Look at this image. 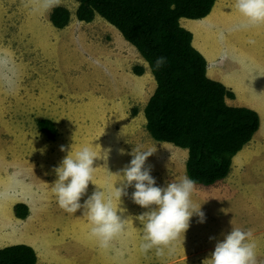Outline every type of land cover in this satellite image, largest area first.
Returning <instances> with one entry per match:
<instances>
[{"label":"rangeland","instance_id":"374dc122","mask_svg":"<svg viewBox=\"0 0 264 264\" xmlns=\"http://www.w3.org/2000/svg\"><path fill=\"white\" fill-rule=\"evenodd\" d=\"M60 5L67 7L71 13L69 24L61 30L53 27L49 21L50 11H34L28 0H0V54L7 53L11 57L14 69V84L11 87L0 79V187L11 189L19 177V168L28 170V160L41 172L48 171L45 176L49 181V189L41 190L47 196L48 203L45 208L42 207L44 214L40 220L45 222L48 219L52 227L58 228L59 237L69 244V238L72 241L75 239L70 234L66 235V229L72 230L82 220L89 221L86 220L84 207L75 213L68 212L60 207L53 192L57 179L54 169L69 152L74 156L84 146L98 151L93 165L95 183V178L102 182L107 176L98 171L100 165H105L104 172L117 168L115 182L122 176L124 157L121 152L117 154V150L123 149L128 158H131L129 153L136 146L153 151L147 160L156 167L151 175L157 177L158 181L162 175L160 166L171 164L170 157L177 154V150L184 154L186 150L171 143L153 140L145 129L142 108L153 92L155 83L146 62L137 51H128L121 44L110 42L105 27L107 24L114 27L100 16L90 23L78 21L74 17V0H61ZM232 17L234 25L220 30L225 41L229 39L231 48L240 46L247 60L252 59L253 52L254 55L260 54L263 62L264 49L261 46L264 45V24L257 35L240 12ZM137 65L144 67L141 76L132 71V67ZM112 105L113 109L109 111ZM258 106L264 108V103ZM39 118L52 120L56 128L53 139L37 129L36 120ZM61 145L65 151L60 150ZM258 148L262 149L256 156L253 155V149ZM106 149L111 152L105 156ZM246 152L252 153L243 164L244 159L241 158ZM183 153L179 156L181 165ZM236 154L222 179L224 182L238 181L241 187L234 188L232 183L221 186L225 188L220 189V193L225 191L231 195L222 201L221 206L216 205L222 207L223 211L215 212V204L207 205V210L203 205L200 208L204 214L207 213L209 231L213 229L208 224L212 214L230 216V220L235 216L234 223L241 222L237 210L245 199H252L254 211L247 212L245 217L256 231L251 239L256 244L257 264H264V142L255 143L251 138ZM15 160L20 161L17 172L12 168ZM242 172L246 175L239 179ZM94 183L89 182L87 192L81 197L82 201L97 190L103 191L106 199L111 196L105 188ZM134 190L131 186L126 189L131 202ZM140 207L135 204L137 211ZM199 226L205 228L199 222V217L193 215L188 229L195 231ZM178 240L187 242L189 236L185 232ZM191 251L194 252L193 249ZM194 258L195 254L190 260Z\"/></svg>","mask_w":264,"mask_h":264},{"label":"crops","instance_id":"0c3cea01","mask_svg":"<svg viewBox=\"0 0 264 264\" xmlns=\"http://www.w3.org/2000/svg\"><path fill=\"white\" fill-rule=\"evenodd\" d=\"M238 13L239 11L235 7V0H216L211 11L206 16L198 19L181 17L179 23L191 32L192 45L205 58L207 64L206 75L213 80L221 82L234 93L233 98H226V103L233 106H245L258 113L259 127L252 137V142L260 143L264 142V110L261 111L264 108L258 106L260 103H264V67L262 68L264 61L262 62L260 59V54L254 55L253 52L252 59L247 60L245 58L246 53L244 54L241 51L240 46H232L231 48L229 39L225 41V36L220 31L230 25L233 26L234 21L237 23L235 16L234 21L232 16L238 15ZM226 23L229 24L225 25ZM261 25L249 26L253 30L255 29L258 35ZM105 32L108 34L110 42L121 44L128 51L134 49L121 39V34L118 30L108 24L105 27ZM261 48L264 49V45ZM112 109L113 105L110 106L109 111H112ZM261 149H253L255 151H253V155L256 156ZM96 152L98 154V151ZM108 152L111 151L106 149L105 156ZM119 152L117 150V154ZM176 153L170 157L171 164L165 167L159 165L162 169V175L159 176L160 181L153 176L158 186H166L168 182L179 180L186 176L184 167L186 153L184 154L180 150H177ZM182 153L184 158L181 165L179 156ZM251 153L246 152L244 157L241 158V160L244 159L243 164L249 159ZM173 156L178 158H173ZM123 157L122 163L127 166L132 156L128 158L127 154H123ZM5 162L9 163L8 161ZM28 163V170L25 171L18 167L20 161L15 160L12 168L15 172H17V168L21 170L18 172L19 177L15 179L14 186L11 189L0 187V248L17 243L30 245L34 249L37 261L40 264H203L204 260L209 258L214 250V243L216 244L217 241L223 240L224 236L232 230V227H238L245 231L251 230L252 236L256 232L251 223L246 221L245 217L247 212L254 211V203L252 199H245L242 207L237 210L239 217L242 218L241 222L234 223L235 216L230 220V216L212 214L208 224L213 229L207 231L206 213V219L203 222L205 228L201 229L199 226V229L195 231L187 229L186 233L189 236V240L181 243L180 240L176 239L172 243L173 251L171 254L165 249L163 256H157L155 248L145 253L140 248L144 237L143 224L137 217L148 209L140 207L137 211L135 208L136 203L131 202L127 195H123L120 201L117 199L115 201L114 188L122 187L124 177L123 175L120 176L118 181L115 182L117 168L109 165L114 167V169L104 172L105 165H100L98 166V171L105 173L107 176L104 177L102 182L95 178V184L101 185L109 192L108 195L112 196V203L115 201L114 207L119 208L118 214L125 220V228L120 235L113 239L110 246L105 249L101 248L98 240L91 236L90 222L82 220L80 223H76L72 230L66 229V235L70 234L75 239L74 245V241L70 238L68 244L67 240H62L59 237L58 228L52 227L48 223V219L45 222L40 220L44 214V212L42 213V207L44 206L45 208L48 203L47 196L41 193V190L49 189V181L47 176H45L48 171L43 173L36 166H33L35 165L33 162L28 160ZM174 163H177L175 164L176 167L173 165ZM145 167H151V172L156 169L148 160H146ZM245 175L246 173L242 172L239 179ZM237 182H224L223 179H219L211 185L196 184L195 191L191 196L193 206L199 208V206L203 205L206 208L207 205L215 204V212L223 211L222 207L219 208L216 205L221 206L222 201L230 198L231 195H228L225 191L220 193L219 190L225 188L221 186L229 183H232L235 185L234 188L237 187L238 189L241 185ZM199 201L202 203H198ZM17 202H23L27 205L28 215L25 218L21 219L14 215L13 205ZM83 204L84 201L81 200V205ZM200 210L202 209L200 208ZM193 215L197 216L196 214ZM253 219L254 213H252ZM190 237L193 238L190 239ZM210 237H214V239H209ZM187 250L190 253L187 254ZM194 254L195 258L190 260V257Z\"/></svg>","mask_w":264,"mask_h":264},{"label":"trees","instance_id":"16d2710c","mask_svg":"<svg viewBox=\"0 0 264 264\" xmlns=\"http://www.w3.org/2000/svg\"><path fill=\"white\" fill-rule=\"evenodd\" d=\"M74 17L91 22L100 16L134 47L146 62L155 86L142 113L149 136L159 142L186 149V176L196 184L211 185L229 171L232 158L249 142L259 127L258 113L233 106L226 98L234 93L206 75V60L192 45L191 32L179 23L181 17L206 16L216 0H74ZM49 21L57 29L66 27L69 9L50 10ZM164 57L157 68L156 60ZM141 75L142 65L132 67ZM39 131L55 137L52 120H36ZM18 218L28 215L23 202L13 205ZM0 264H40L34 249L17 243L0 248Z\"/></svg>","mask_w":264,"mask_h":264},{"label":"clouds","instance_id":"9594fccd","mask_svg":"<svg viewBox=\"0 0 264 264\" xmlns=\"http://www.w3.org/2000/svg\"><path fill=\"white\" fill-rule=\"evenodd\" d=\"M28 3L34 11L47 12L58 7L61 0H28ZM235 7L248 25L264 24V0H235ZM164 62V57L157 58L156 67H161ZM12 65L13 61L7 53L0 54V79L10 87L14 84ZM60 150L66 149L61 145ZM120 152L124 154L123 149ZM152 152L141 146L132 149L129 153L132 159L122 169V187L114 188V197L120 201L123 195H127L126 189L134 187L131 194L133 202L148 209L137 217L144 231L141 251L147 253L155 248L156 255L163 256L165 249L171 254L172 243L190 227L193 214L199 217L200 223L205 222L206 217L200 206L194 207L191 200L196 188L194 179L184 176L163 187L156 184V179L151 175V167H145ZM97 157V152L89 146L82 147L74 156L69 152L54 169L57 179L53 192L60 207L66 211L75 213L81 207L86 209L91 224L90 234L98 240L101 248L106 249L124 230L125 220L118 214V208L113 206L112 197L106 199L103 191H94L83 205L80 203L89 182L94 183L93 165ZM251 237V230L232 227L223 240L217 241L210 257L203 264H257L256 244Z\"/></svg>","mask_w":264,"mask_h":264},{"label":"bare ground","instance_id":"6f19581e","mask_svg":"<svg viewBox=\"0 0 264 264\" xmlns=\"http://www.w3.org/2000/svg\"><path fill=\"white\" fill-rule=\"evenodd\" d=\"M59 30H61V29H59ZM92 56H93V55H92ZM113 75H114V74H113ZM115 78H116V77H115ZM106 82H107V80H106ZM109 83H110V81H109ZM109 83H108V84H109Z\"/></svg>","mask_w":264,"mask_h":264}]
</instances>
